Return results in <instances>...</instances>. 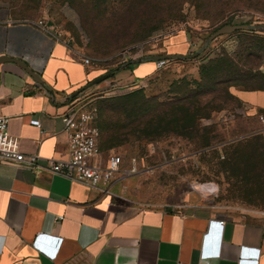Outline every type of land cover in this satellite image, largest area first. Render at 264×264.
Instances as JSON below:
<instances>
[{
    "label": "rangeland",
    "instance_id": "1",
    "mask_svg": "<svg viewBox=\"0 0 264 264\" xmlns=\"http://www.w3.org/2000/svg\"><path fill=\"white\" fill-rule=\"evenodd\" d=\"M0 10L46 22L101 74L142 56L173 54L169 39L182 34V54L196 57L166 60L149 79L125 87L108 84L110 77L76 96L95 108L100 157L119 155L127 171L111 196L131 205L171 206L216 195L227 206L264 210V190L254 194L249 168L239 166L254 160V148L264 149V135L253 134L238 99L226 91L238 83L264 85L250 73L260 64L264 69V0H0ZM225 23L254 29L205 45ZM227 143L228 153L216 152ZM241 175L250 178L240 182ZM208 183L214 186L202 190Z\"/></svg>",
    "mask_w": 264,
    "mask_h": 264
},
{
    "label": "crops",
    "instance_id": "2",
    "mask_svg": "<svg viewBox=\"0 0 264 264\" xmlns=\"http://www.w3.org/2000/svg\"><path fill=\"white\" fill-rule=\"evenodd\" d=\"M39 21L0 10V58L19 59L41 78L34 80L13 61L0 62V106L21 152L61 159L69 152L62 116L76 98L71 95L101 73L83 63L85 53L70 38ZM183 37L169 39L173 54L184 53ZM159 68L154 60L130 61L108 84L140 83ZM230 92L253 134L264 135L257 119L264 89ZM228 144L215 149L225 154ZM253 152L254 160L239 166L249 168L253 193L260 195L264 149ZM100 159L105 164L108 158ZM249 178L241 175L240 182ZM120 181L101 192L47 169L0 163V264H264L261 208L227 206L216 195L171 206L131 205L111 196Z\"/></svg>",
    "mask_w": 264,
    "mask_h": 264
},
{
    "label": "built area",
    "instance_id": "3",
    "mask_svg": "<svg viewBox=\"0 0 264 264\" xmlns=\"http://www.w3.org/2000/svg\"><path fill=\"white\" fill-rule=\"evenodd\" d=\"M42 24V21H39ZM84 64H90L87 56H81ZM166 60L157 61V66L164 65ZM77 98L69 102L62 116L64 130L68 138L69 152L65 158H45L37 153L25 154L19 150L18 138L8 132V116L1 112L0 106V163H12L31 169H47L53 174H59L71 181L85 184L91 189L109 192L119 177L122 178L121 157L111 155L102 164L98 146L99 130L94 125L95 108L82 102H76ZM257 119L264 132V111L257 112ZM30 123L38 126L35 118ZM127 172V171H126ZM125 172V173H126ZM107 188V190L105 189ZM63 216H56L55 221H60ZM223 221H219L222 224ZM264 226V217L262 220Z\"/></svg>",
    "mask_w": 264,
    "mask_h": 264
},
{
    "label": "water",
    "instance_id": "4",
    "mask_svg": "<svg viewBox=\"0 0 264 264\" xmlns=\"http://www.w3.org/2000/svg\"><path fill=\"white\" fill-rule=\"evenodd\" d=\"M254 29V26L251 24H224L217 28L213 33H211L208 38L206 39L205 45H208L212 40H214L216 37L223 35V34H230L239 30H252ZM198 55V52H195L193 54H155V55H146L137 58L134 62H141L144 60H154V61H160V60H171V59H187V58H193ZM4 60H9L13 61L20 66H22L27 73L36 81L41 82V78L39 74L33 72L30 70L25 63H23L19 59H13V58H8V57H1L0 62ZM121 67L115 68L113 70L107 71L100 76H97L93 80H91L89 83H87L83 88L76 90L72 95L71 98L77 96L84 88H87L91 85L100 83L114 75V73L119 70Z\"/></svg>",
    "mask_w": 264,
    "mask_h": 264
},
{
    "label": "trees",
    "instance_id": "5",
    "mask_svg": "<svg viewBox=\"0 0 264 264\" xmlns=\"http://www.w3.org/2000/svg\"><path fill=\"white\" fill-rule=\"evenodd\" d=\"M230 22V21H229ZM225 24H231V23H225ZM237 24H249V23H237ZM224 25V24H223ZM240 31V30H239ZM255 66V65H254ZM119 67H122V66H119ZM252 72H254V74H257V75H259V77H260V79L264 82V69L262 68V66H261V64L260 65H258V66H256V67H254L253 69H252V71L250 72V73H252ZM103 74V73H102ZM100 76V75H99ZM230 86H233V85H229L228 87H226L227 89H226V91L228 92V94H231V92H230ZM233 88H236V89H241V90H255V89H264V85H260V86H249V85H246V84H244V83H238V84H236V85H234L233 86ZM190 93H192V92H190ZM198 118V121L201 119V116H199L198 114H196V119ZM198 124V123H197ZM196 124H194L193 126H195ZM97 126V125H96ZM190 127H192V125L190 126ZM97 128H98V130H99V127L97 126ZM100 131V130H99ZM107 133H108V131H107ZM99 141H100V135H99V139H98ZM99 141H98V146H99ZM229 146H231L232 144H228ZM212 151L213 152H215V149H212ZM217 152V151H216ZM215 152V153H216ZM229 151H226L225 152V154L226 153H228ZM201 153H203V152H201ZM219 153V152H218ZM223 156V155H222ZM223 157H225V155L223 156ZM227 161V165H230V163L228 162V160H226ZM226 164V163H225ZM229 169H230V167H229Z\"/></svg>",
    "mask_w": 264,
    "mask_h": 264
}]
</instances>
